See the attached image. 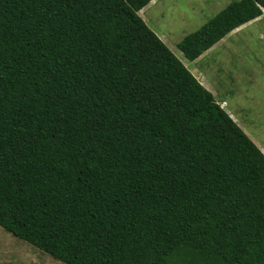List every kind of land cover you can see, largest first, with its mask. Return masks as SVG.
I'll list each match as a JSON object with an SVG mask.
<instances>
[{"label":"trees","instance_id":"1","mask_svg":"<svg viewBox=\"0 0 264 264\" xmlns=\"http://www.w3.org/2000/svg\"><path fill=\"white\" fill-rule=\"evenodd\" d=\"M150 1L0 0V228L63 264H264V154ZM263 13L232 2L180 51Z\"/></svg>","mask_w":264,"mask_h":264},{"label":"rangeland","instance_id":"2","mask_svg":"<svg viewBox=\"0 0 264 264\" xmlns=\"http://www.w3.org/2000/svg\"><path fill=\"white\" fill-rule=\"evenodd\" d=\"M240 0H151L137 12L264 154V13L225 35L197 59L179 44ZM0 264H63L0 228Z\"/></svg>","mask_w":264,"mask_h":264}]
</instances>
